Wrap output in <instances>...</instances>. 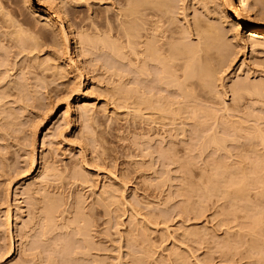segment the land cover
<instances>
[{
    "label": "rangeland",
    "instance_id": "374dc122",
    "mask_svg": "<svg viewBox=\"0 0 264 264\" xmlns=\"http://www.w3.org/2000/svg\"><path fill=\"white\" fill-rule=\"evenodd\" d=\"M246 1L239 21L223 0L167 13L226 49L194 121L130 104L128 62L94 42L124 45L128 1L0 0V264H264V95L232 92L264 89V30L247 28L264 18Z\"/></svg>",
    "mask_w": 264,
    "mask_h": 264
},
{
    "label": "bare ground",
    "instance_id": "6f19581e",
    "mask_svg": "<svg viewBox=\"0 0 264 264\" xmlns=\"http://www.w3.org/2000/svg\"><path fill=\"white\" fill-rule=\"evenodd\" d=\"M126 1H128L127 3L129 5V6L127 5V7H128V10H127L128 16L127 17H129V20L123 26L122 33L120 35L124 40V45L122 46V45H120V43L116 42V40L114 41V40H111L108 38H104L103 36L101 38L98 37L97 39L92 38V40L94 41L96 39L97 42L96 41H94V42L95 43L100 42L105 48H107L113 54V56H116V58H118L120 60H126L128 62L129 73L131 75L130 77H132V79H133L132 82H134L135 80H138V81L134 82V84H136V85L139 84L137 86L134 85L135 87L127 88V90H126L127 94L130 92V95L132 93L133 94L134 93L139 94V96H137V98L139 99L138 100L139 102L136 101L137 99L136 100L131 99L132 102L130 104H132L133 106L140 105V106H142V108H141L142 110L146 109V110L151 111L153 113H154V111L159 112V113L171 112L170 114L173 113V115L181 114V113H188L187 117L188 118L191 117L193 119V118H197L198 113L203 112V113H206V117H207L208 114H210V112L205 108V106L201 103V101L209 99L208 95L212 91V87H213L212 77H213V74L216 70V65L221 64V62L224 58V55H225V53H223V51L226 49H225V46H222L223 44H221V42H220V36L217 35V32L215 31V29L211 28L210 25H207L210 28H207L206 26H204L206 29H203L202 28L203 25L201 27V23L199 24V23H197L198 21H195L196 23H195V25H193L195 33L194 32L193 33L197 37L196 38L197 42L195 41L193 43L190 40L191 38L187 39V38H189V37H187V34H185L184 31H182L180 29L177 30L176 29L177 27H175V25L173 26L174 23L172 24L170 18L167 17V13L169 12L170 7H172V5H173V0H126ZM223 1H224V3H226V5H228V7H230V13L235 14L236 20L237 19H238V21L240 20L239 12L241 15H247V17H248V13L250 12L251 8L249 7V3L246 0H238L237 4H239V5H237V4L235 5V1L233 2V0H223ZM225 1H227V2H225ZM255 3H256V5H261L260 8L261 7L263 8V6H264V0H255ZM141 6L143 8H145V10H146V8L150 10L149 12L151 13L152 17H156V22L150 21L147 23L148 19L143 18L145 16H140V15H143V14H141L142 13L141 10H144V9H141L139 12V7H141ZM255 7L257 8V6H255ZM260 8H259V11H255V12H257L255 14L257 19L261 18L262 16H263L262 18H264V15H263V13H264L263 9L264 8L262 10ZM262 11H263V13H262ZM130 17H131V19H130ZM254 18H255V16H254ZM48 20H50L51 22L52 21L54 22V19L52 17L48 18ZM139 20H141V21H139ZM160 21H162L163 24H158V22H160ZM146 23H147V26L143 27V24H146ZM247 28L249 30L263 31L264 30V24H260V25L255 24L254 25L252 23V24L248 25ZM15 31L16 32H14V33L17 36H22V33H24V30H22L23 32L21 30L17 31V29ZM22 39H23V37H22ZM88 39L90 40L91 38L87 37V40ZM92 40H90V41H92ZM123 47L127 48V52L122 51ZM70 60L73 61V57ZM0 65H1V63H0ZM79 75H81V74H79ZM140 83L142 85H140ZM17 86H19V83L17 84ZM21 86L19 89H21ZM118 88H119V86H118ZM19 89L17 88V90H19ZM124 89H126V88H124ZM232 89H233L232 92L236 93L235 95H237V93H240L241 91H247V92L252 91V93L254 92L255 95L258 97H260L261 95L262 96L264 95V91H263L264 89H262V86L260 87V86L253 85L250 88L249 85L247 87L246 85L242 84V82L241 83L237 82L233 86ZM120 90H121V88H120ZM215 95H216V93H215ZM0 96L2 97V95H0ZM263 98H264V96H263ZM210 99H211V97H210ZM1 100H2V98H1ZM136 108L132 107V109H134V110ZM7 110H9V109L7 108ZM9 111H12V110H9ZM5 112L6 111L4 110V113ZM134 112L136 113V111H134ZM138 112H140V110H138ZM11 113L13 116H16L13 114V112H11ZM11 113H9V114L7 113L8 116H11ZM67 113H68V108L66 106L65 112L63 114L67 115ZM164 115H166V114H164ZM140 116L142 117V115H140ZM12 117H10L9 119H11ZM173 117L174 116H172V118ZM175 118L176 117H174V119ZM63 120H65V119H63ZM193 120L195 121V119H193ZM8 122H10V121H8ZM13 122H14V120H13ZM10 123H12V122H10ZM260 131L261 130H259L258 132H260ZM260 138L263 142L264 136L260 135ZM212 141H214V140H212ZM32 159H33V157H32ZM30 162L34 163V160L30 159ZM33 163H32V165H33ZM263 177H264V175H263ZM222 179H224V178H222ZM241 180H243V179H241ZM232 185H234V184H232ZM224 187H226V185ZM107 189L109 191L110 188H107ZM242 189H244V188H242ZM241 191L242 190H240V193H238V194H242ZM260 194H262V193L260 192ZM238 197H240V196L238 195ZM46 199H47V196H46ZM47 206H50V205H47ZM47 209L45 210V212L47 211ZM76 210H77V208H76ZM49 211L50 210L47 211L48 214L50 213ZM78 213L81 214L80 212H78ZM44 217H45V215H44ZM44 217H43V219H44ZM47 217H49V216H47ZM8 218H9V216H8ZM49 222H51V220H49ZM71 223H73V222H71ZM82 227L85 228V226H82ZM79 229L80 230L78 232L83 230L81 228H79ZM45 232H47V231H45ZM42 233H44V232H42ZM84 234H85V232H84ZM81 235H83L82 231H81ZM9 238H11V236ZM60 238H62V237H60ZM11 240H12V238L9 241L10 244H11ZM58 243L59 242H57V244ZM10 244H9V246H10ZM8 249H9V251L12 250V249L10 250V247ZM7 252H8V250H7ZM74 252L75 251H73V253ZM83 252H82V254L85 253V252L84 253ZM8 253H10V252H8ZM75 254L80 255L81 252L76 251Z\"/></svg>",
    "mask_w": 264,
    "mask_h": 264
}]
</instances>
